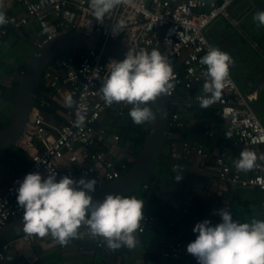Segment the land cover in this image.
<instances>
[{"label": "built area", "instance_id": "obj_1", "mask_svg": "<svg viewBox=\"0 0 264 264\" xmlns=\"http://www.w3.org/2000/svg\"><path fill=\"white\" fill-rule=\"evenodd\" d=\"M19 1L25 8L24 15H6L9 22L2 26L0 37H4L10 30L17 31L27 26L33 18L43 33V37L34 44L36 48L59 34L77 31L115 39L136 50L151 52L156 49L169 59L175 74V87L167 96L175 97L181 92L183 100L196 103H200L199 98L203 95L190 97V92L196 87L203 90L206 82L204 73L207 66L202 65L200 60L213 48L207 37L209 27L220 18L239 27V21L228 12L237 0H127V3L106 15L103 23L96 20L90 8V0ZM120 20H124L125 27L116 28L114 33L113 25ZM113 60L120 61L93 50H85L76 56L63 54L45 68L42 82L52 95L56 97L66 90L74 103L70 106L65 122L54 125L42 115L41 108L48 105L47 98L42 96L38 101L36 99L29 122L15 146L27 156L29 166L21 174L12 172L8 167L4 168L9 180L0 192V227L24 214L18 205L17 195L20 183L29 173L38 172L42 176L56 173L57 181L65 175L76 181L81 178L96 179L97 186H100L120 178L127 171L128 164L120 161L116 154L119 135L109 133L102 127L96 128L102 116L112 113L115 118H123L130 107L124 102L108 106L99 91L103 80L109 75L108 65ZM250 102V97L240 92L230 75L220 98L212 106L217 108V114L223 116L224 130L234 150L261 146L264 154V125L250 109ZM78 114L85 117L84 124L79 127L76 126ZM184 127L185 123L178 113L169 116L168 129ZM205 134L213 137L214 133L207 130ZM178 143L171 145V156L174 159ZM180 144L186 157L195 154L198 158L213 162V181L221 188L256 189L261 196L260 207L264 209V164L258 163L259 167L254 168L253 174L243 177L241 171L235 168L240 153L228 160L225 151L210 154L201 146L190 145L186 141ZM172 167L182 169L179 164H173ZM222 209L229 211L230 205L225 203ZM188 210L189 203L185 202L183 213H188ZM156 220L155 215L144 211V230L139 234L152 229ZM210 221L213 225L222 222L219 214ZM19 238L28 245L34 241V236L29 234ZM92 239L97 247H102L100 238ZM53 240L59 248L65 247ZM184 240V233L177 230L173 241L164 242L160 246L159 256L167 260L190 257ZM13 245L14 241H9L0 246V264H6L5 253Z\"/></svg>", "mask_w": 264, "mask_h": 264}, {"label": "clouds", "instance_id": "obj_2", "mask_svg": "<svg viewBox=\"0 0 264 264\" xmlns=\"http://www.w3.org/2000/svg\"><path fill=\"white\" fill-rule=\"evenodd\" d=\"M123 3L127 0H90V8L96 20L103 23L105 16ZM253 19L258 26L264 25V11L257 12ZM8 22L0 10V26ZM123 27L125 22L120 20L113 25L114 33L116 28ZM200 63L207 66L200 107L208 108L220 98L234 60L213 47ZM108 68L109 75L99 89L105 103L132 105L129 115L136 125L155 121L156 114L150 105L170 95L175 87L169 59L156 49L149 52L130 48L125 59L113 60ZM66 103L68 106L74 103L71 96ZM84 122L85 117L78 114L76 126ZM258 159L264 161V154L258 157L256 152L244 149L235 161V168L244 172L253 170L259 167ZM182 178L175 177L177 182ZM96 186V179L76 181L65 175L57 181L56 173L47 176L29 173L20 183L17 195L18 205L24 210L23 231L40 237L50 235L60 245H67L85 234L80 231L83 227L87 235L102 239L112 250L136 248L140 243L138 235L144 230V200L121 194H107L103 200H94L92 193ZM218 214L222 222L213 225L204 220L193 229L198 236L187 245V252L198 264H264V220L241 223L227 209L219 210Z\"/></svg>", "mask_w": 264, "mask_h": 264}, {"label": "crops", "instance_id": "obj_3", "mask_svg": "<svg viewBox=\"0 0 264 264\" xmlns=\"http://www.w3.org/2000/svg\"><path fill=\"white\" fill-rule=\"evenodd\" d=\"M258 1L259 0H238V3L232 8V12L239 21V25H243L245 20L248 19V17L250 18V15L253 18L257 12L261 11V6ZM0 5H2L0 10L4 11L5 15L22 16L25 13V8L19 0H0ZM243 11H246V13H243ZM250 23H252V21H249V19L246 20L247 26L251 27ZM1 28L2 26H0V30ZM239 32H242L240 27ZM42 37L43 33L33 18L30 19V23L27 26H23L17 31L10 30L4 37H0V125L5 124L12 114V103L17 94L19 79L21 77L20 74L22 70H24L27 61L36 50L34 46L35 42ZM249 42L253 49L257 47L256 43L253 41ZM262 57L264 58V55ZM260 78L261 76L257 77L258 81H260L257 86L252 88V91L248 94L244 95L247 97L249 96L251 101H255L258 97L257 90H259V84H264V78L262 80H260ZM42 96L46 97L49 102L47 106L41 108L45 120L54 125L65 122L70 113V106L66 103V99L69 97L67 91L64 90L56 97L52 95L51 91L38 92L37 97L41 98ZM182 96L183 94L181 92L176 94L174 98L178 101L174 104L179 105L178 114L185 123L184 130L188 131L191 126L195 125V121L190 118V111L187 109V104L181 102V100H183ZM257 114L258 118L260 116L259 119L264 125V113ZM106 118H111L110 120L113 121L115 116L112 113L102 116L100 118V123L104 122ZM207 130H211L214 133L213 137L208 138H222L221 145H223L226 150L220 147H213V149L210 150L204 145L203 141L206 138L205 132ZM206 131L200 134L191 132L190 134H185L184 137L187 142L193 143L194 146H201L205 152L210 154L224 150L228 160L244 150H234L231 146L229 147L224 126L221 128L216 124H208ZM180 135L181 134L177 133L167 134L166 141L171 140L173 144L179 141V143L177 142L178 146L176 148L177 156L173 164H179L182 166V169H175L179 172H174L172 167L171 178L159 180L163 183L162 186L166 187L163 192L157 191L154 187H150L144 198V207L147 213H151L150 211L158 212L162 201L167 203L171 209H180L183 212L184 203H190L191 198L196 199L197 203L195 204V209L201 216L194 217L189 227L183 231L181 230L185 236L184 242L188 245L195 241L198 236V233L193 231L198 222L214 218L225 203L231 206L233 194L235 192L239 190L249 191L255 189L235 188L226 190L221 188V186L213 181V162L198 158L195 154L186 157L182 152L180 143L183 139H179L181 138ZM133 150L130 143L121 144L119 142L118 152L115 153L119 156L120 161L129 164L133 157ZM248 150L256 152L258 157L263 154L261 146ZM257 163L264 164V161L258 159ZM162 171L163 165L160 166L154 178L157 179L161 177V175H164ZM254 172V169L247 172L241 171V176L245 177ZM177 175L183 177L179 182L175 179ZM8 180V174L4 171V168L0 167V192L6 186ZM168 189L169 191H167ZM159 212V215L153 214L157 218L154 227L150 230H146L143 234H139L138 239L140 243L136 248L131 250L127 247L112 250L107 247L102 239V247H97L96 242L91 236L87 235V230L82 227V232L85 234L77 241L71 240L63 249L55 244L50 235L45 237L33 235L34 241L30 245L23 242L20 238H17L13 240L14 245L6 254L5 261L6 264H139L140 262L144 264H198L197 259L193 255L179 260H167L159 256L158 250L160 246L164 242L173 241L174 234L178 230L170 227L174 222L168 212ZM166 223H169L170 226L166 227Z\"/></svg>", "mask_w": 264, "mask_h": 264}, {"label": "trees", "instance_id": "obj_4", "mask_svg": "<svg viewBox=\"0 0 264 264\" xmlns=\"http://www.w3.org/2000/svg\"><path fill=\"white\" fill-rule=\"evenodd\" d=\"M238 3V0L235 1L230 7L234 8ZM261 11H264V0H259ZM228 9V12H229ZM260 12V11H259ZM246 13V11H243ZM231 16V15H230ZM233 19L235 17L231 16ZM248 20V19H246ZM250 20V19H249ZM244 23V22H243ZM253 23V25H252ZM250 23L251 27L250 31H245L241 25L239 27L242 29V32H239V27H234L231 25L228 20L224 18H220L215 21L207 31V37L213 47H218L221 51L228 53L234 60V64L230 67V73L233 74L235 80L238 82H244L248 85V94L251 89L256 87L260 82L257 77L261 76L260 80L264 78V25L258 26L257 21H252ZM261 27L263 29H261ZM249 41H253L256 43L257 47L253 49ZM256 50L259 51L260 55L257 54ZM80 51H70L65 54H70L76 56ZM258 76H257V75ZM259 90H257V99L255 101H251V105H258L260 107H264V84H259ZM49 92L50 90L44 85L41 81L39 85L38 92ZM196 94H202L203 90L200 87L194 88L190 92V97H194ZM39 97L37 98L38 101ZM48 101V100H47ZM49 103V102H48ZM177 104H171L169 106L170 115L172 113H178ZM184 106V105H183ZM187 106V105H186ZM53 107V106H52ZM132 105H130L129 109L126 111L123 118H114V120H110L111 118H106L104 122H101L96 126L97 129L100 127L104 128L109 133H115L119 135L120 143H130L133 147V157L131 162L128 164V168H130L135 160L138 157V154L141 150L146 132L148 131V123L136 125L133 123L132 118L129 115L130 109ZM55 108V107H53ZM52 108V109H53ZM187 109L190 111L189 115L195 121V125L191 126L188 131L183 129H168L169 133H177L181 134L179 139H183L182 141H186L184 137L185 134L192 133H204L208 127V124H216L221 128L224 126V118L222 115L217 114V108L214 106H210L208 108H201L200 105L192 104L188 105ZM54 110V109H53ZM59 119V118H58ZM61 121V119H60ZM6 124L0 125V131L4 129ZM227 137V136H226ZM178 142V141H177ZM187 142V141H186ZM204 145L207 146L210 150L213 147H220L221 149H225L223 145H221L222 138L218 137L208 138L206 136L203 141ZM189 143V142H188ZM173 141H166L164 145L158 162L156 163L155 168L149 175V177L145 180L144 184L138 186L135 190L130 192L126 197L135 196L137 199L144 200L147 195L148 189L150 187H154L157 191L163 192L166 187L162 186V182L160 179L171 178V170L172 164L175 163V159L172 158V145ZM190 145H194L193 143H189ZM178 145V144H177ZM229 145V141H228ZM230 147V145H229ZM222 150V151H224ZM163 165V171L161 177L155 179L154 176L160 166ZM29 166V160L27 156L19 150L17 147H11L7 150L0 151V167L5 168L8 167L12 172L17 174H21L24 172ZM155 179V180H154ZM157 187V188H156ZM169 191V189L167 190ZM171 192V191H170ZM260 193L255 190H239L233 194L232 204L230 206V212L233 216V219L239 221L241 223L248 222L250 223L252 219H261L264 218V209L260 207ZM186 200V199H184ZM183 202V201H182ZM197 203L196 199L190 200V208L188 213H183L182 210L171 209L170 206L161 201V207L159 211L168 212L171 219H173V225L170 226L169 223H166V227L170 226L172 229L176 230H184L187 229L193 220L194 217H200V213L195 209V204ZM233 205L239 208V211L233 210ZM143 211H146L145 207ZM150 211V214L159 215L160 212ZM163 212V213H164ZM24 216V214L22 215ZM20 216V217H22ZM174 218H173V217ZM7 253V252H6ZM5 253V257H6Z\"/></svg>", "mask_w": 264, "mask_h": 264}, {"label": "water", "instance_id": "obj_5", "mask_svg": "<svg viewBox=\"0 0 264 264\" xmlns=\"http://www.w3.org/2000/svg\"><path fill=\"white\" fill-rule=\"evenodd\" d=\"M129 49V46L118 40L91 32L77 31L59 34L51 41L36 48L20 74L17 94L12 103V114L5 123L4 129L0 131V151L16 146V142L24 132L35 106L44 70L53 60L70 51L93 50L104 56L114 57L122 61ZM176 101L178 100L174 97L164 95L150 105L156 114V120L148 124V131L137 159L120 178L96 186L95 193H92L94 200H103L107 194L127 196L138 186L144 184L166 144L170 116L169 106ZM181 102L200 105V103L192 100H181ZM249 107L256 114L264 113V107L255 105ZM23 217L0 227V246L27 234L23 231Z\"/></svg>", "mask_w": 264, "mask_h": 264}, {"label": "rangeland", "instance_id": "obj_6", "mask_svg": "<svg viewBox=\"0 0 264 264\" xmlns=\"http://www.w3.org/2000/svg\"><path fill=\"white\" fill-rule=\"evenodd\" d=\"M229 14H230L231 16L235 17L234 14H233V12H232V8L229 9ZM248 19H250L249 21H253V20H254V19L251 17V15H250V18L248 17ZM261 26H262V25H261ZM241 27H242L245 31H250L249 26L246 25V20H245V23H244L243 25H241ZM261 29H263V28L261 27ZM256 52H257L258 55H260V53H259L258 50H256ZM262 56H263V55H262ZM230 75H231L232 79L234 80V82L236 83V85H237L238 89L240 90V92H241L243 95H246V93L248 92V85H247L246 83H244V82H238V83H237V81L235 80L233 74L230 73ZM47 111H48V110H47ZM257 115H258V114H257ZM259 118H260V116H259ZM233 210H234V211H239V208H238L237 206L233 205ZM7 253H8V252H7ZM7 253H6V254H7Z\"/></svg>", "mask_w": 264, "mask_h": 264}]
</instances>
